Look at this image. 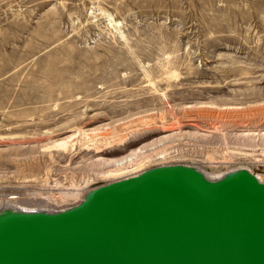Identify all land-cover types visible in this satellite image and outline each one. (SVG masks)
Instances as JSON below:
<instances>
[{"label": "rangeland", "instance_id": "rangeland-1", "mask_svg": "<svg viewBox=\"0 0 264 264\" xmlns=\"http://www.w3.org/2000/svg\"><path fill=\"white\" fill-rule=\"evenodd\" d=\"M163 165L263 171L264 0H0V208Z\"/></svg>", "mask_w": 264, "mask_h": 264}, {"label": "water", "instance_id": "water-1", "mask_svg": "<svg viewBox=\"0 0 264 264\" xmlns=\"http://www.w3.org/2000/svg\"><path fill=\"white\" fill-rule=\"evenodd\" d=\"M0 264H264V181L148 169L65 211L1 220Z\"/></svg>", "mask_w": 264, "mask_h": 264}, {"label": "bare ground", "instance_id": "bare-ground-1", "mask_svg": "<svg viewBox=\"0 0 264 264\" xmlns=\"http://www.w3.org/2000/svg\"><path fill=\"white\" fill-rule=\"evenodd\" d=\"M71 140H73V139L70 137L67 140H63L60 143H57L56 146L66 149L68 143ZM134 159H135V157H132V155H131L129 157H125V158H123L121 160H118L117 162L114 163L115 169L113 171H109V172L105 173L104 177L105 178H110L111 176L114 177L116 175H119L117 173H120V176H121L122 175L121 172L123 170L127 169L130 166L132 167L135 164L138 165L136 162H134ZM164 166H170V165H163L162 167H164ZM175 166L177 167L179 165H175ZM262 166H263V168H262L263 171H261L260 175H257V174L255 175L254 172L251 171L247 167H237V168H232V169H216V168L215 169H203V168L200 169V168L190 167L189 169L192 170V171H195V173L202 180H204L206 182H214V181L219 180V179H221V178H223V177H225V176H227L229 174L248 172L249 176L253 180H255L257 183H262L264 181V165H262ZM182 167H185V166H182ZM127 172H125V173H127ZM132 174H133V176L136 175V173H132ZM74 195H75V198L82 196L81 193L78 192V190L76 192H74ZM85 195L86 194H84L82 196V198H84ZM4 205L8 206V207L0 208V221L4 220L5 218H10V217H13V216H20V215H23V214H25L27 212H35L36 214H49V213H52V212L54 213V212L65 211V210H67V209L72 207V206H69L68 208L62 209V210L53 209V208H50V206L48 204H45L43 202L36 203V202H33V201H29V200H26V201L15 200V201H10V202L4 203Z\"/></svg>", "mask_w": 264, "mask_h": 264}]
</instances>
